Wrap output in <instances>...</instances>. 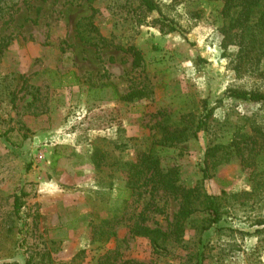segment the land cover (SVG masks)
I'll return each mask as SVG.
<instances>
[{
    "label": "rangeland",
    "instance_id": "374dc122",
    "mask_svg": "<svg viewBox=\"0 0 264 264\" xmlns=\"http://www.w3.org/2000/svg\"><path fill=\"white\" fill-rule=\"evenodd\" d=\"M155 1L159 10L147 14L137 0L0 2V264H194L201 237V264H264V186L252 192L264 182V155L256 179L233 159L205 182L223 215L202 236L206 213L183 224L182 241L157 250L131 232L171 229L179 210L150 174L132 190L131 166L143 152L153 149L163 170L195 187L208 145L249 134L263 116L257 104L223 98L254 80H238L227 64L220 4ZM92 14V28L111 44L86 26ZM129 46L139 67L116 48ZM205 106V132L153 146Z\"/></svg>",
    "mask_w": 264,
    "mask_h": 264
},
{
    "label": "trees",
    "instance_id": "16d2710c",
    "mask_svg": "<svg viewBox=\"0 0 264 264\" xmlns=\"http://www.w3.org/2000/svg\"><path fill=\"white\" fill-rule=\"evenodd\" d=\"M2 1L6 2V0H0V2ZM85 1L90 3L93 0ZM203 1L220 4L218 14L221 19L219 29L222 35L221 49L223 54H227L228 66L238 80H254L253 85L247 89L229 87L223 98L257 104L263 116L259 122L250 121L249 134H235L227 145H208L203 154L202 180L200 185L195 187H185L179 184L176 170H163L159 166V159L153 154V149L143 152L139 156L138 162L131 166L135 171L134 176L138 175L132 190L139 187V177L145 180V175L150 174L148 181H153V189L157 188L163 195L173 197L179 201V210L173 228L163 231L158 228L135 225L131 230L134 236L147 238L155 250L162 247V243L168 239L173 242L182 241L183 224L198 213L207 214V218L203 220L206 225L200 227L201 236L211 227L217 226L222 221V200L206 192L205 182L212 178L218 167L228 164L233 159H237L242 170L256 179L259 177L257 157L264 155V0ZM137 3L138 8L142 9L145 14L159 10L155 0H137ZM92 11L94 14L95 11ZM93 14L87 19L86 26L88 25L90 28H92L91 19L94 16ZM92 31L96 34L95 37L93 36L94 38L111 44V42L99 36L95 28H92ZM168 31L175 32L176 28L171 26ZM93 37L89 40H93ZM116 48L132 55L133 67L140 66L142 57L136 48L132 46L125 49L122 47ZM125 98L130 101L133 99V95H127ZM205 112L199 117H194L191 121L184 122L186 128H188L187 130L184 128L186 131L183 129L161 134L158 139L153 140V146L168 147L190 138H196L199 133L207 130L208 121L212 117V109L205 106ZM182 125L183 121L181 119L178 126ZM189 130H191V133H189ZM245 153L247 154L245 155ZM261 186H264V182L260 180L252 186V192L259 190ZM20 209L19 197L16 196L14 201L15 214H19ZM198 243L201 247L194 256V264H201L203 256L202 237L199 238ZM26 264H29V262Z\"/></svg>",
    "mask_w": 264,
    "mask_h": 264
}]
</instances>
